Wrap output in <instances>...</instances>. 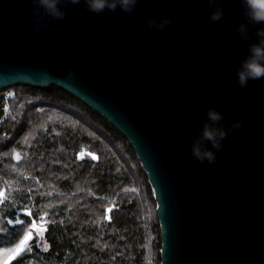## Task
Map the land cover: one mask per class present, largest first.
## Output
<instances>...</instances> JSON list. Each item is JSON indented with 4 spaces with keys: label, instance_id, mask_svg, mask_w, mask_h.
Masks as SVG:
<instances>
[{
    "label": "water",
    "instance_id": "1",
    "mask_svg": "<svg viewBox=\"0 0 264 264\" xmlns=\"http://www.w3.org/2000/svg\"><path fill=\"white\" fill-rule=\"evenodd\" d=\"M220 3L212 21L207 0H139L131 15L81 0L37 31L32 0H0V112L7 88L56 85L121 131L155 193L161 264H264V78H236L264 24L242 40L241 0ZM164 17V29L148 25ZM210 107L243 127L200 163L190 145Z\"/></svg>",
    "mask_w": 264,
    "mask_h": 264
},
{
    "label": "trees",
    "instance_id": "2",
    "mask_svg": "<svg viewBox=\"0 0 264 264\" xmlns=\"http://www.w3.org/2000/svg\"><path fill=\"white\" fill-rule=\"evenodd\" d=\"M7 89L0 252L31 223L44 225L8 264H161L157 200L126 136L56 85ZM14 219L24 224L7 223Z\"/></svg>",
    "mask_w": 264,
    "mask_h": 264
},
{
    "label": "clouds",
    "instance_id": "3",
    "mask_svg": "<svg viewBox=\"0 0 264 264\" xmlns=\"http://www.w3.org/2000/svg\"><path fill=\"white\" fill-rule=\"evenodd\" d=\"M139 0H83L87 9L94 13L115 11L118 7L131 15L136 8ZM213 11L210 14L212 21H219L224 15L223 6L220 0H207ZM71 3L73 5L81 3V0H32L33 4V22L37 31L44 26L45 17L52 19H64L66 11L63 5ZM244 9V15L247 23L241 22L237 26V32L242 40L250 39L249 24H264V0H241ZM169 17L161 19L152 18L148 21L150 27L164 29L171 24ZM255 35L257 41L248 45V54L241 60L239 67L236 69L237 83L240 87H246L249 80H258L264 78V26L256 29ZM232 71L231 67L226 70ZM70 74L74 70H69ZM207 119L203 120L202 127L198 128V135L194 136L191 141L190 150L192 156L200 163L205 161L215 163L217 161V152L223 147V140L233 130L243 127L242 120H233L227 127L221 122L224 120V114L215 107L206 110ZM209 144L211 145L209 147Z\"/></svg>",
    "mask_w": 264,
    "mask_h": 264
},
{
    "label": "snow or ice",
    "instance_id": "4",
    "mask_svg": "<svg viewBox=\"0 0 264 264\" xmlns=\"http://www.w3.org/2000/svg\"><path fill=\"white\" fill-rule=\"evenodd\" d=\"M17 158L19 159V156L17 155ZM4 195L3 192H0V197H2ZM25 214L28 216L32 215V212L28 209L24 210ZM47 215V214H46ZM17 223V224H24L23 220H8L7 223ZM29 231L25 233L23 239L20 241L19 245H17L14 249H13V253H17V252H21L22 250L25 249L26 244L28 243V241L32 238V229H36L38 231H40V233L42 234L44 231V225L43 224H38V223H31L29 225ZM11 258V257H10Z\"/></svg>",
    "mask_w": 264,
    "mask_h": 264
},
{
    "label": "rangeland",
    "instance_id": "5",
    "mask_svg": "<svg viewBox=\"0 0 264 264\" xmlns=\"http://www.w3.org/2000/svg\"><path fill=\"white\" fill-rule=\"evenodd\" d=\"M11 90H9V92H10ZM5 113H6V108L5 109H3V111L2 112H0V122L3 120V118H4V115H5ZM36 223H38V224H43V221H40V222H36ZM31 232H32V238H33V236L37 233V234H41L40 233V231H38V230H36V229H34V231L33 230H31ZM31 238V239H32ZM30 239V240H31ZM29 240V241H30ZM28 241V242H29ZM28 244V243H27ZM27 244H26V246H27ZM19 245V244H18ZM17 246V245H16ZM16 246H14V247H12V248H8V249H4V250H2L1 252H0V264H8L9 262H11L20 252H17V253H13V249L16 247ZM25 246V247H26ZM11 257V258H10Z\"/></svg>",
    "mask_w": 264,
    "mask_h": 264
},
{
    "label": "built area",
    "instance_id": "6",
    "mask_svg": "<svg viewBox=\"0 0 264 264\" xmlns=\"http://www.w3.org/2000/svg\"><path fill=\"white\" fill-rule=\"evenodd\" d=\"M9 90H11V89H5V90H3V93H4V95H5L4 100L6 99L7 96H9V95L12 93V90H11L10 92H9ZM4 100H3V102H2V108H1V111H2L3 109H5V105H3V104H4Z\"/></svg>",
    "mask_w": 264,
    "mask_h": 264
}]
</instances>
